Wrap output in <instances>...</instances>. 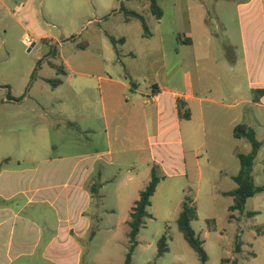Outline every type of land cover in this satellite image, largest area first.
Here are the masks:
<instances>
[{"label":"rangeland","instance_id":"rangeland-1","mask_svg":"<svg viewBox=\"0 0 264 264\" xmlns=\"http://www.w3.org/2000/svg\"><path fill=\"white\" fill-rule=\"evenodd\" d=\"M159 1L164 5L167 16L159 29L166 43L169 67L176 58L175 49L178 45L175 38L179 34L183 36L190 29L186 7L191 1L176 0L182 11L174 25V37L170 35L173 29L170 18L173 0ZM245 2L233 0L229 7V2L225 0H207L211 11L206 17V27L213 33V51L217 64L209 63L206 66L204 82L213 87L217 95L212 97L223 105L217 106L215 110L210 107L207 109L205 127L197 122L198 110L191 122L185 119L184 124L192 126L186 125L183 129L185 146L188 149L200 148L197 154L186 152L187 174L178 171L177 165L165 166L168 178L151 199V206L148 207L151 216L145 219L138 236L139 244L133 253V264H201L177 225L186 196L193 200L197 209L198 218L192 222V228L203 242L208 255L206 264H232L235 258L239 264H264V191L249 198L245 211L234 212L232 219L229 207L234 202L233 198L222 194L223 191L237 187L233 180V175H237L240 169L237 154H247L251 150L246 139L233 137L232 125L237 127L247 124L255 130L261 148L255 160L253 177L256 186L264 187V108L255 103L236 107V101L241 97L253 101L256 95L248 85L249 80L256 77V69L251 63L252 49L250 47L247 51L242 36L245 22L249 32L254 31L255 38L263 46L260 57H264L262 17L245 18L236 11V5ZM2 3L8 9L0 8V85L3 86L0 88V170H45L56 166L69 170L76 163H79L78 170L82 169L83 154L95 149H107V146L104 132L96 137L83 131L89 125L97 131L104 130L101 121L103 114L101 107L98 112L88 108L94 118L85 117L82 107L85 100L90 98L87 97L88 90L84 93L82 91L85 81L78 73L82 71V65L87 59L118 58L110 36L123 40L117 45L122 63L128 62L131 55H136L137 63L141 66L150 59L159 64L161 35L156 34L154 26L157 27L158 23L147 7L148 2L0 0V6ZM126 11H135L144 16L151 33L147 39L152 43L151 48L140 45V34H144L141 22L135 17L127 18ZM26 34L35 42L33 47L23 43ZM194 35L197 37L196 32ZM250 41L252 43L251 38ZM83 45L87 46L85 50L82 49ZM193 50L191 47H181L179 57L184 71H190L197 84L198 73ZM63 59L70 61L76 72L68 71L66 76L57 75L52 63L63 66ZM224 63L233 65V70L224 69ZM247 63L249 72L246 69ZM109 70L116 73L115 68ZM56 78L62 80L61 86L53 87L47 82ZM74 87L78 94L72 91ZM237 87V94L233 96ZM240 110L242 115H237ZM212 116L216 119H212ZM236 116L241 117V123L234 122ZM67 118L75 123L70 124ZM193 131L195 142L192 141ZM68 156L75 158L65 162L59 160L60 157ZM137 156L136 153H118L113 156L112 164L108 156H104L98 163V168L104 167L109 182L102 190L98 211L95 204L99 200L92 198L91 210L97 211L101 219L97 227L96 222H93V229L96 227L97 231L94 237L90 231L83 241H74L76 245L66 241L56 242L52 247V261L42 258L46 246L43 240L36 248L34 257L29 260L25 258L24 261L27 264H77V246H80L78 264H123L129 227L118 221L129 211L126 194L131 183L127 177L134 176L138 182L140 176L137 177V173L147 167ZM161 172L165 179V171ZM114 183H120L123 189L121 201L114 195ZM63 200L59 199L58 204ZM3 201L0 197V203ZM248 211L256 212V215L249 217ZM56 218V211L52 209V221L56 222ZM209 220H215V229L209 228ZM238 234L244 244L242 254H236L234 250ZM163 235L169 238V250L158 257V240ZM57 249L74 252L73 259L64 263V257L56 256L54 250Z\"/></svg>","mask_w":264,"mask_h":264},{"label":"crops","instance_id":"crops-1","mask_svg":"<svg viewBox=\"0 0 264 264\" xmlns=\"http://www.w3.org/2000/svg\"><path fill=\"white\" fill-rule=\"evenodd\" d=\"M190 1L186 7V13L191 18L188 22L190 29L183 36L179 34L175 38L178 47L175 49L176 58L171 66L168 67L167 47L159 29L167 17L165 7L159 0L158 3L164 12L162 19L158 21L150 11L158 23L157 27L154 26L156 34L161 35L158 49V53L160 52L159 64L150 59L147 64L141 66L137 63L136 55H131L130 60L126 63H122L118 56L114 59H87L86 63L82 65V71L78 73L85 81L82 91L84 93L85 90H88L87 97L91 100H85L82 110L87 119H92L94 116L90 114L91 110L88 108L98 112L101 107L103 114L101 121L104 126V130L97 131L95 127L89 125L84 127L83 131L96 137L104 132L107 149H95L83 154L81 161L84 163V168L79 170L77 168L79 163L69 170L57 166L45 170L33 168H2L0 170V197L4 199L0 203V264H27L24 259L28 258L29 260L34 257L36 248L43 240L46 241V246L42 251V258L52 261V247L56 242L66 241L76 245L74 241H83L90 231L92 234L95 226L93 222H96L97 227L101 221L97 211L100 209L102 190L109 182L104 167L103 169L97 167L104 156H108L109 163L112 164L113 156L118 153L122 155L136 153L138 154L137 159L144 161L147 165L144 171L137 173V177L140 176L138 182L135 181L137 178L134 176L127 177L131 183L126 194L129 211L125 217L118 221L126 225H128L129 213L134 201L150 180L152 164H160V161V168L166 174L165 179L158 184L156 192L165 185L168 178L166 165H177L178 171L187 174L186 152L197 154L200 147L188 149L185 146L183 129L189 125L184 124L185 119L179 116L177 100L181 99L187 103L191 114L188 122L194 119L198 110L197 122L202 123L204 127L207 109L210 107L215 110L217 106L223 105L217 98L212 97L217 95L213 87L204 82L206 76L203 72L206 70V66L209 63L217 64L213 51V33L206 27L208 24L206 17L210 15L211 10L207 5V0ZM225 1L229 2L230 7L233 0ZM245 1V3L236 5V11L245 18L262 17L264 29V0ZM1 7L5 10L8 9L5 3H2ZM147 7L150 10L149 2ZM181 11L176 0H173L170 15L173 27L170 35L173 37L176 34L174 25L177 24ZM242 32L247 51L251 47L253 53L251 63L256 69V77L249 80L248 85L256 95L253 101L247 97H241L236 101V107L255 103L258 104V107L264 108V57H260L263 46L257 37L255 38V32H249L246 22ZM149 37L141 32L140 45L151 48L152 43L147 40ZM34 45L35 42L31 47ZM181 47L194 48L193 59L198 73L197 84L193 80L192 73L184 71L183 63L179 57ZM85 48H87L86 45ZM85 48L82 49L85 50ZM223 66L226 70H233V65L230 63H224ZM62 68L65 71V76L68 71L76 72L75 66L68 60L63 59ZM109 68H115L116 73H111ZM246 69L249 72L248 63ZM217 84L221 87L220 82ZM72 91L78 94L75 87ZM237 91L238 87L234 89L232 95L237 94ZM205 104H209V106H205ZM237 115H242V111ZM211 118L216 119L213 116ZM66 120L70 124L75 123L74 120L68 118ZM234 122L241 123V117L236 116ZM235 127L234 125L231 127L233 137ZM235 139L242 140L243 138ZM192 141L195 142L194 131ZM71 158L75 157H60L59 160L65 162ZM198 163L199 161H197ZM133 182L134 184H132ZM94 189L96 190L95 194L92 193ZM113 191L121 201L123 189L120 187V183H114ZM61 198L64 200L58 204V200ZM92 198L99 200L95 204L97 211L91 210ZM52 209L56 211V222L52 221ZM96 233L97 231H95V235ZM77 250L75 263L78 264L81 247L77 246ZM54 251L57 253V257H64V263L65 261L69 263L70 258L73 259L74 252H68L66 249ZM56 263L61 264V262Z\"/></svg>","mask_w":264,"mask_h":264},{"label":"trees","instance_id":"trees-1","mask_svg":"<svg viewBox=\"0 0 264 264\" xmlns=\"http://www.w3.org/2000/svg\"><path fill=\"white\" fill-rule=\"evenodd\" d=\"M150 5V11L152 15L160 21L164 15L163 9L158 3V0H147ZM127 18L135 17L138 18L141 22V25L144 30V35L146 37L151 36L149 32L148 24L144 16L135 11H126L125 12ZM110 40L113 44L114 50L120 55V51L117 48L118 42H122L123 40H116L114 37L110 36ZM85 48V45H83ZM52 67L56 70L57 75H65V71L62 66L52 63ZM53 87H57L62 83L60 78H56L54 80H47ZM135 85V84H133ZM3 86L0 85V88ZM11 99V98H9ZM177 107L179 116L182 119H189L191 114L189 109L187 108V103L184 100H177ZM234 137L235 138H243L248 141L251 146V150L249 153H239L237 154L240 162V169L237 175L233 176V180L237 184V187L234 190L223 192L224 196H230L233 198V204L229 207L230 212H240L243 213L245 211L246 203L249 198L254 197L255 195L264 191V187L256 186L254 177H253V168L255 164V160L258 157L261 142L256 137V132L251 127L247 125H239L234 128ZM6 160L5 162H7ZM161 168L158 164H152L151 168V179L148 184L139 192L138 198L134 201L130 213L128 226L130 228L128 233V247L125 255L124 264H133V253L137 248L139 241L138 236L142 227L145 224V219L150 217L148 212V207L151 206V199L154 196L157 186L160 181L164 178ZM92 193L95 194L92 190ZM247 215L252 217L256 215V212L248 211ZM198 218L196 206L193 204V200L186 196L181 205V211L177 218V225L179 231L182 233L184 239L188 242V244L192 247V249L197 254L199 261L201 264H206L208 261V255L203 247V242L196 234L194 229L192 228V222ZM233 218V214L230 215V219ZM209 228L211 230L215 229V220H209ZM260 233V232H259ZM95 235V229H93L91 236ZM169 238L167 235H163L158 240V257H162L169 250L168 247ZM243 242L241 240V236L238 234L235 239V253L242 254L243 253ZM226 262H230L227 260ZM232 264H239V260L235 258L232 261Z\"/></svg>","mask_w":264,"mask_h":264},{"label":"built area","instance_id":"built-area-1","mask_svg":"<svg viewBox=\"0 0 264 264\" xmlns=\"http://www.w3.org/2000/svg\"><path fill=\"white\" fill-rule=\"evenodd\" d=\"M32 41H33L32 38L27 34L23 37V43L27 46H31L33 43Z\"/></svg>","mask_w":264,"mask_h":264}]
</instances>
